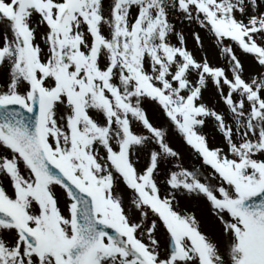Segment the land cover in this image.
<instances>
[{"label": "snow or ice", "instance_id": "6c2138e0", "mask_svg": "<svg viewBox=\"0 0 264 264\" xmlns=\"http://www.w3.org/2000/svg\"><path fill=\"white\" fill-rule=\"evenodd\" d=\"M0 264H264V0H0Z\"/></svg>", "mask_w": 264, "mask_h": 264}, {"label": "rangeland", "instance_id": "374dc122", "mask_svg": "<svg viewBox=\"0 0 264 264\" xmlns=\"http://www.w3.org/2000/svg\"><path fill=\"white\" fill-rule=\"evenodd\" d=\"M177 27L181 28L184 31V34L187 40V47L190 50L195 51L196 46L194 45L193 39L189 33V29L196 27V26L188 25L186 22L184 25L177 24ZM196 30H199V29L196 28ZM205 32L206 30H201L202 36L205 37L203 41V47L207 51L210 62L213 64L223 63L224 61L222 57L218 53L214 52L215 41L210 36L205 35ZM236 51L239 55L240 54L239 49H236ZM246 59H247V63H246V68H247L249 65L252 64V58L249 56ZM205 95L207 96L208 92H205ZM145 106L149 111L150 117H152L156 111L155 106L150 103L146 104ZM204 131L209 133L208 139H209L210 145L217 146L221 144V140L218 136H216L215 138L213 137L212 130L210 127H205ZM171 142L173 146L180 152L179 160L173 161V165H175L176 163H179L183 165L184 167H188L189 169L196 168L200 171L202 180L205 178L209 180L211 179L210 177H208V172L211 170L202 165V161L200 160V158L193 152V150L189 146H187L183 142L182 138L178 134L172 137ZM133 160H138L140 162V163H137V167L139 169L144 160L143 152H138L137 155L133 156ZM163 180H164L163 174L162 173L158 174L157 181L161 187V194H163V191H164ZM3 184L6 188L8 187V181L6 179H3ZM56 191L59 194L62 190L59 188V186H57ZM114 191L121 195L125 212L128 213L131 219H133L135 222L137 223L143 222L146 224H150L152 219H157L153 214H151V212H149V217H148V220L146 221H141L138 218V214L135 212V210L131 206V200L133 198V193L121 181H118L116 183ZM178 199H179V210H183L185 208H188L190 210L195 209L197 217L201 220V229L207 231L209 229V224L207 222V213L203 206V203L198 202L195 199H189L186 196H179ZM61 207L63 208V203H61ZM155 235H156V238L160 241V250L163 253L165 251L166 238H167L166 231L162 227H157Z\"/></svg>", "mask_w": 264, "mask_h": 264}]
</instances>
